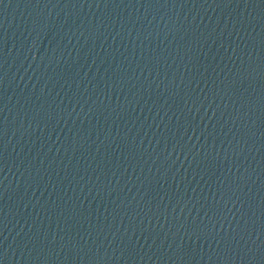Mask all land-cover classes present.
Listing matches in <instances>:
<instances>
[{
    "label": "water",
    "instance_id": "1",
    "mask_svg": "<svg viewBox=\"0 0 264 264\" xmlns=\"http://www.w3.org/2000/svg\"><path fill=\"white\" fill-rule=\"evenodd\" d=\"M0 264H264V0H0Z\"/></svg>",
    "mask_w": 264,
    "mask_h": 264
}]
</instances>
